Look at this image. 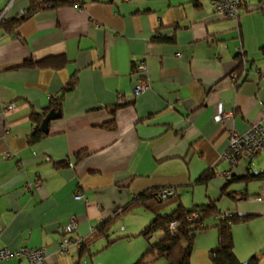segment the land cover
Masks as SVG:
<instances>
[{"label":"crops","instance_id":"1","mask_svg":"<svg viewBox=\"0 0 264 264\" xmlns=\"http://www.w3.org/2000/svg\"><path fill=\"white\" fill-rule=\"evenodd\" d=\"M263 7L264 0H243L235 21L217 15L209 0H81L25 18L30 0H0V22L22 19L13 32L0 27V248L44 247L46 264H131L149 248L135 251L133 235L156 215L142 205L122 210L145 192L171 188L168 202L148 204L168 215L179 205L216 202L220 213L240 219L231 225L237 258L260 259L264 180L247 178L264 172V152L236 168L221 156L231 131L244 133L264 115ZM143 78L147 88L134 96ZM72 80L61 117L41 132L32 116ZM38 132L46 136L31 144ZM207 173L212 179L200 182ZM134 214L113 237L114 226ZM73 216L78 228L69 237L88 244L82 259L78 245L58 251ZM109 221L107 235L89 243ZM216 225L212 219L197 234L192 264H212ZM148 260L170 264L157 253ZM0 264L29 263L14 257Z\"/></svg>","mask_w":264,"mask_h":264},{"label":"trees","instance_id":"2","mask_svg":"<svg viewBox=\"0 0 264 264\" xmlns=\"http://www.w3.org/2000/svg\"><path fill=\"white\" fill-rule=\"evenodd\" d=\"M80 1L81 0H30V8L28 11H26L25 18L28 16H32L36 12L44 9V7L57 9L65 8L77 5L80 3ZM49 4H52V6L48 7ZM21 21L22 19L12 22L3 21L0 22V27L4 28L8 32H13ZM261 52L264 55V47L262 48ZM28 63L29 65H32L31 62ZM33 64L38 66H47L46 62H37ZM244 66V57L240 54L239 67L237 69L239 72V78H241L243 76L242 74H244L245 72L247 73V69ZM75 84L76 83L74 80L69 82L62 93L51 101L49 108L46 109V111L42 115L32 116L33 122L39 126L41 125L47 114L51 111L60 113L65 93L72 90L75 87ZM44 136L46 135L38 132L31 136L29 142L31 144L35 143ZM210 179H212V174L207 173L200 179V182L206 183ZM247 180L263 181L264 172L258 173L253 176H248ZM158 191H148L139 195L132 201V203H130L122 210V213H124L132 210L134 206L142 205L147 209L153 211L156 215L154 220L141 231L140 235L150 241L155 235L161 233V236L157 240V242L151 244L135 264H147V259L149 258V256L155 253H157L159 256L165 257L170 264H192L191 256L194 249L195 239L199 232L207 229L205 223L208 219H215L217 221L216 227H218L219 229V243L209 253V259L212 264H261L259 261L261 258L264 259V252L262 253L260 259H258V257H254L248 263H242L235 255L231 225L240 222V219H235L229 216L226 218V220L219 219L220 212L217 208L216 202H210L207 206L192 210H187L183 206L179 205V207L173 213L168 215H160L159 212L162 207H158V210H156L151 207L148 202L155 199L162 205L163 203L168 202L171 198H160ZM194 212L199 213V218L196 220H191L190 217ZM175 220L180 221L183 227L181 228L180 232L172 234L168 230V225ZM111 222L112 221H109V223L103 224L99 228V231L90 237L88 242L92 243L97 240L99 236L107 235L110 229L109 225L111 224ZM87 245V242L82 239V245L80 247L82 250L81 259L84 256V250L86 249Z\"/></svg>","mask_w":264,"mask_h":264},{"label":"built area","instance_id":"3","mask_svg":"<svg viewBox=\"0 0 264 264\" xmlns=\"http://www.w3.org/2000/svg\"><path fill=\"white\" fill-rule=\"evenodd\" d=\"M211 8L214 12L229 20H238L241 14V8L243 6V0H209ZM49 4L48 7H51ZM78 7V6H77ZM81 10V9H80ZM264 12V7L262 8ZM138 72H145V66L140 65L137 69ZM264 76V75H263ZM233 80H238L237 75H233ZM147 88L146 79H140L138 84L133 90V95H140ZM120 103H125L123 99ZM7 111L14 109V105L10 104L5 106ZM225 116H219L220 121H222ZM264 152V115L261 121L252 124L248 130L244 133H239L236 130L231 131L228 138V148L222 154L221 160L228 162L232 167H239L241 161H247L251 163L258 155ZM9 157L8 154H6ZM42 182L39 180L35 183V187H41ZM159 197L162 199H169L175 196L174 189H161L158 191ZM76 199H82L83 196L78 193L75 196ZM228 217L225 213H220L219 219L226 220ZM199 218V213L194 212L190 217L191 220H196ZM182 223L180 221H172L168 225V230L172 234L180 232L182 228ZM78 228V221L75 216L70 218L69 224L62 230L61 239L59 243L58 251L60 254H66L69 248L73 245H78L81 247L82 239H72L69 234L76 232ZM19 257L25 258L29 264H46L48 259V251L44 247L40 248H29L22 247L16 251H12L9 248H0V262L6 261L10 258Z\"/></svg>","mask_w":264,"mask_h":264},{"label":"rangeland","instance_id":"4","mask_svg":"<svg viewBox=\"0 0 264 264\" xmlns=\"http://www.w3.org/2000/svg\"><path fill=\"white\" fill-rule=\"evenodd\" d=\"M220 204V203H219ZM137 211V210H136ZM140 211H143V210H140ZM136 213V212H135ZM143 213H148V212H144L143 211ZM149 214V213H148ZM150 215V214H149ZM136 217H138V216H136V214H134L133 216H126L125 218H123L121 221H119L115 226H114V231H115V234H114V236L113 237H117V236H120L119 234H121L120 232H121V228H122V223L123 222H125L127 225L126 226H129L130 227V225L132 224V222L136 219ZM211 221H212V219H208L207 221H206V226H207V229L208 228H211V226H209V225H211ZM202 232V231H201ZM200 233V232H199ZM160 235H161V233H159V234H157V235H155L150 241H148L146 238H144L143 236H141L140 235V233H138V234H136V235H133V241H135V242H133V243H135V245L137 246H135V245H133V247H134V249H135V251H138V252H140L141 251V249H139L141 246H142V244L144 243V245H145V247L144 248H146V244L148 245V243H149V246L151 245V244H154V243H156L157 242V240L159 239V237H160ZM132 236V235H131ZM130 237V236H129ZM136 240H138V241H136ZM106 241L105 240H101L100 242H98V244H96V247L97 246H100V244L102 245L103 243H105ZM195 243H196V239H195ZM195 243H194V246H195ZM146 250H147V248L145 249V251L143 252V253H141V255H139V257L133 262V263H131V264H135L140 258H141V256L146 252ZM136 254H137V252H136ZM200 254V256H201V251L199 250V248H198V246L196 247V252H195V257L196 256H198ZM102 255V254H101ZM99 255L100 256V258L99 259H104V257H106L105 255L106 254H104V255ZM98 255L96 256V257H99ZM102 257V258H101ZM97 259V258H96ZM210 260V259H209ZM149 263V260L147 259V264ZM150 264V263H149Z\"/></svg>","mask_w":264,"mask_h":264},{"label":"water","instance_id":"5","mask_svg":"<svg viewBox=\"0 0 264 264\" xmlns=\"http://www.w3.org/2000/svg\"><path fill=\"white\" fill-rule=\"evenodd\" d=\"M60 117H61V114L59 112L51 111L50 113H48L41 123L40 131L47 134L49 132V123Z\"/></svg>","mask_w":264,"mask_h":264}]
</instances>
